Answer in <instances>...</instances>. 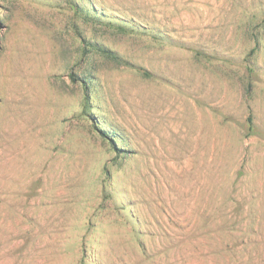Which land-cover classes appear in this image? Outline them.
Segmentation results:
<instances>
[{"label": "rangeland", "instance_id": "rangeland-1", "mask_svg": "<svg viewBox=\"0 0 264 264\" xmlns=\"http://www.w3.org/2000/svg\"><path fill=\"white\" fill-rule=\"evenodd\" d=\"M0 264H264V0H0Z\"/></svg>", "mask_w": 264, "mask_h": 264}, {"label": "trees", "instance_id": "trees-1", "mask_svg": "<svg viewBox=\"0 0 264 264\" xmlns=\"http://www.w3.org/2000/svg\"><path fill=\"white\" fill-rule=\"evenodd\" d=\"M73 77V76H72ZM250 121H252V115L250 114L249 115V118H248ZM108 135V134H107Z\"/></svg>", "mask_w": 264, "mask_h": 264}]
</instances>
